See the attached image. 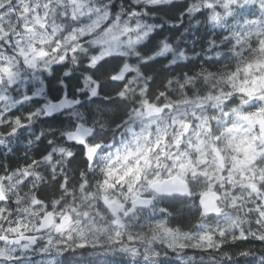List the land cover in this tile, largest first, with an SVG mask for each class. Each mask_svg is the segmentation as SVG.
Here are the masks:
<instances>
[{
    "label": "snow or ice",
    "instance_id": "6c2138e0",
    "mask_svg": "<svg viewBox=\"0 0 264 264\" xmlns=\"http://www.w3.org/2000/svg\"><path fill=\"white\" fill-rule=\"evenodd\" d=\"M0 264H264V0H0Z\"/></svg>",
    "mask_w": 264,
    "mask_h": 264
},
{
    "label": "trees",
    "instance_id": "16d2710c",
    "mask_svg": "<svg viewBox=\"0 0 264 264\" xmlns=\"http://www.w3.org/2000/svg\"><path fill=\"white\" fill-rule=\"evenodd\" d=\"M58 87H59V86L56 85V84H54V83L51 84V85H50V88H51L50 95H52V96H53V95H57V94H58V95H62V92H57ZM188 251H189V253L191 254L193 250H188Z\"/></svg>",
    "mask_w": 264,
    "mask_h": 264
},
{
    "label": "clouds",
    "instance_id": "9594fccd",
    "mask_svg": "<svg viewBox=\"0 0 264 264\" xmlns=\"http://www.w3.org/2000/svg\"><path fill=\"white\" fill-rule=\"evenodd\" d=\"M58 95V94H57ZM57 95H53L54 97L57 96ZM115 118V117H114Z\"/></svg>",
    "mask_w": 264,
    "mask_h": 264
},
{
    "label": "flooded vegetation",
    "instance_id": "af4514ba",
    "mask_svg": "<svg viewBox=\"0 0 264 264\" xmlns=\"http://www.w3.org/2000/svg\"><path fill=\"white\" fill-rule=\"evenodd\" d=\"M109 137H110V133H109Z\"/></svg>",
    "mask_w": 264,
    "mask_h": 264
}]
</instances>
